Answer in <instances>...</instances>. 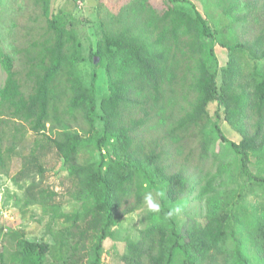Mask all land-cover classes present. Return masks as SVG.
<instances>
[{"label": "trees", "instance_id": "1", "mask_svg": "<svg viewBox=\"0 0 264 264\" xmlns=\"http://www.w3.org/2000/svg\"><path fill=\"white\" fill-rule=\"evenodd\" d=\"M164 2L158 8L150 0H130L117 13L107 10V19L99 18L102 35L90 50L95 70L86 85L79 70L83 26L72 13L56 9L53 0H34L46 26L26 53L29 93L14 58L0 55L7 73L4 85L0 80V174L33 133L62 158L81 208L65 213L55 201L57 193L38 190L36 179L19 185L30 177L29 170L44 172L37 154L43 146L37 141L13 181L30 206L41 207L61 227L56 233L50 229V240H31L23 230L0 227L6 240L0 264H104L108 240L125 243L122 264H264V3L216 0L226 16L242 23L244 33L258 31L252 39L226 46L229 59L220 70L207 20L182 8L181 0ZM100 68L109 91L98 100ZM178 85L187 90L188 107L176 110L166 90ZM212 103L216 120L209 129ZM168 105L173 113L166 115ZM153 118L160 122L149 127ZM223 120L240 142L226 137ZM157 126L168 142L162 147L143 136ZM8 134L12 145L4 149ZM187 135L199 136L203 152L215 157V172L203 183L184 170L172 172L167 164L166 147ZM216 142L229 147L235 160L225 162ZM83 152L89 159L81 162ZM237 172L243 181L239 190ZM195 191L205 203L203 219L189 224L179 214L166 217ZM149 192L164 194L158 198L157 223L136 237H123L121 219L145 209ZM133 196L135 202L129 203ZM246 203L248 217L242 209Z\"/></svg>", "mask_w": 264, "mask_h": 264}, {"label": "rangeland", "instance_id": "2", "mask_svg": "<svg viewBox=\"0 0 264 264\" xmlns=\"http://www.w3.org/2000/svg\"><path fill=\"white\" fill-rule=\"evenodd\" d=\"M129 1L53 0V6L56 9L59 8L72 13L77 22L83 26L81 29L82 32H85L81 38L83 61L79 65V70L86 85L90 83L91 73L95 70L89 60L90 50L95 48L97 41L102 35L99 18L105 15L107 19V10L117 13L121 5ZM150 1L158 8H162L165 5L164 0ZM250 1L255 2L256 0ZM258 1L260 5L264 3V0ZM179 5L186 10L199 12L207 20L214 32L215 39L211 45L214 47L218 69L220 70L225 68L228 63L229 54L227 47L235 46L238 43L245 42V40L252 39L258 32L244 33L242 23L235 22L232 18L226 16L223 10L217 6L216 0H181ZM261 19L262 23H264V15H262ZM45 26V19L42 16L41 10L34 5V0H0V55L7 53L14 58L15 70L19 75L18 77L26 94L30 92L31 86V82L28 79L26 53L33 42L42 39ZM96 71L98 74L97 97L98 100H101L102 97L108 95V82L105 69L100 68ZM221 72L219 71V73ZM6 79L7 73L0 63V80L2 85L5 84ZM219 79H221V75ZM181 85L174 86L173 91L169 87L166 90L168 92L167 99L172 98L175 100L176 110L185 106L188 107V103L184 99L188 93ZM171 109L172 105H168L166 115L173 113ZM216 110V103H212L208 108L210 118L207 126L209 129L214 126ZM175 115H178V113H175ZM158 122L160 121L157 118H153L149 123V127L156 125ZM221 127L230 141L236 143L241 141V136L228 122L223 120ZM143 136L146 140L159 143L161 147L168 143L164 140V132L161 126L148 130L146 133L144 131ZM199 139V136L187 135L179 144H171V146L166 147L168 155L166 157L167 164L172 169V172L184 170L188 178L199 177L203 183L208 175L215 172L216 167L214 155L211 152H203L198 142ZM37 141L43 146L38 150L37 154L39 156L38 163L43 167L44 172L41 173L37 169L29 170L30 177L27 180L19 181V185H24L27 181L31 182L32 178L36 179L38 190L47 188L57 193L55 201L61 205L65 213L71 214L81 208V205L75 202L72 197L73 183L62 158L45 139L29 133L19 147L20 154L13 156L8 161V171L0 174V227H4V232L6 229L10 231L23 230L31 240L42 238L50 240V229L53 228L56 233L58 228L61 227L60 223L54 224L50 218L51 216L45 214L41 207L30 206L27 196L13 181V178L23 168L24 158H30V153ZM11 145L12 141L8 134V139L4 140L3 148L7 149ZM215 148L217 152H220V156L225 162L235 160V153L229 147H222L220 142H216ZM88 159V154L83 152L80 157L81 162ZM236 174V184L239 190L242 188L243 181L238 172ZM197 194L198 191H195L190 201L182 206V211L179 213L181 219L189 224L195 220L203 219L205 214V203L195 198ZM250 198L252 199L253 196ZM134 202L135 196L129 200V203ZM242 209H246L243 212L246 217L251 215V212L248 210V203ZM156 217L157 213L148 211L146 206L142 211L125 214L121 219L118 229L121 231L123 237H136L139 230L154 226L158 221ZM5 244L4 235H0V247ZM124 250L125 243L108 240L106 243V253L103 258L104 264H122L121 256ZM254 264L258 263L254 261Z\"/></svg>", "mask_w": 264, "mask_h": 264}, {"label": "clouds", "instance_id": "3", "mask_svg": "<svg viewBox=\"0 0 264 264\" xmlns=\"http://www.w3.org/2000/svg\"><path fill=\"white\" fill-rule=\"evenodd\" d=\"M164 194L162 192H157L155 195L149 192L144 196V204L147 206V210L152 213H159L161 211V204L159 202V197H162ZM182 211V207L177 205L174 208H171L167 213V218H172L174 215L179 214Z\"/></svg>", "mask_w": 264, "mask_h": 264}]
</instances>
